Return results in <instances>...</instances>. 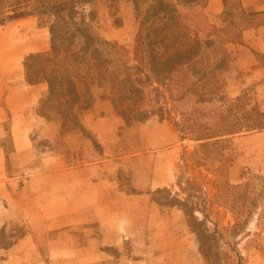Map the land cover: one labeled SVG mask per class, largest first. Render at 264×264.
<instances>
[{
	"label": "rangeland",
	"instance_id": "obj_1",
	"mask_svg": "<svg viewBox=\"0 0 264 264\" xmlns=\"http://www.w3.org/2000/svg\"><path fill=\"white\" fill-rule=\"evenodd\" d=\"M56 1L61 0H0V17L7 15L0 21L1 73L15 72L21 68L26 77L28 64L29 78L41 81L43 74L36 67L37 60L31 56L50 50V28L55 16L39 13L38 9H44ZM71 1L78 15L69 16L70 19L77 23L84 22L93 34L116 43L127 56H132L142 16L154 0ZM171 1L183 22L185 34L190 39L203 41L201 52L216 57L225 54L229 62L230 52H233L230 43L238 40L244 29L264 23L263 13L247 15L239 0H224L223 12L215 22L214 17L206 13L208 0ZM14 8L26 9L28 14L11 18ZM36 41L42 48L39 51H33ZM258 60L264 65V56ZM231 69L229 64L227 71L222 73L223 81L217 84V90L211 96L207 93L213 86L200 81V75L194 76L187 65L177 68L166 85L145 89L142 106L154 113L149 119L155 118L165 123V127H169L178 139L187 141L178 157L175 183L171 188L153 194L162 214L170 208L182 211L180 217L171 216L166 221L171 236L168 233L163 243L152 234H137L127 240L124 235H114L109 231L100 234L98 227L92 226L90 233L93 234L89 236L94 240L87 248H83L88 246L87 238L80 233L83 227L78 221H95L99 218L98 214L94 210L86 217L79 215V219L76 216L73 220L66 219L58 215L62 209L52 200L51 191L55 183L63 185L64 189L77 184V180H81L79 173H74L78 177L73 180L75 183L70 179L74 174H68L66 169L53 178L55 181H52L50 172L37 173L48 170V158L53 154L63 156L64 168L79 164L82 150H70L78 143L74 136L85 138L91 148L102 147L94 134L83 126L85 115L105 113L104 107H95L101 101L109 103V112L123 123V131L118 133L121 139L118 147L122 148V152H132L144 145L149 147L150 143L156 144L158 141L146 135V142L142 143L138 136L147 120L121 116L116 106L102 97L108 95L107 88L96 89V98L91 107L74 125L65 126L56 122L42 102L48 87L47 83L41 81V89L44 90L36 112L42 122L34 125L31 134L34 152L25 158V168L20 169V160L12 155V141L8 136L11 115L3 114L0 121V132L6 135L4 146L10 158L6 173L21 177L9 185L12 199L8 204L10 220L6 223L5 231H0V247L11 246L21 237L31 234L36 236L34 243L37 245L35 251L28 249L26 257L22 252L12 250L6 264H36V258L43 263L46 260L56 264V258L60 256L62 264H99L102 258H108V264H161L162 261L165 264H264V89H259L260 84H263L261 88L264 86V78L261 83H250L241 91L234 87L229 94L226 85ZM229 77L232 80L235 78L237 83L234 73ZM236 92L239 93L236 95ZM202 143L207 145L202 146ZM36 174L38 177L32 178ZM120 180L130 191V174L122 171ZM35 194L42 197L37 205L44 220L42 224L35 225L34 233L21 208L34 204ZM78 205L75 203L76 207ZM74 210L80 212V209ZM122 215L129 216L130 212L123 211ZM142 217L141 214L136 215L133 221L139 223ZM71 220L74 221L72 230L68 229L67 235L64 229L70 225L66 226V221L70 223ZM108 220L112 222L111 218ZM118 220L114 219L113 222L119 223ZM104 239H107V244H102ZM70 240L74 241L73 249ZM134 242L144 244V247L138 249V244ZM113 244L123 245L119 250ZM162 245H166L165 251L159 248ZM66 246H69V251H66Z\"/></svg>",
	"mask_w": 264,
	"mask_h": 264
},
{
	"label": "crops",
	"instance_id": "obj_2",
	"mask_svg": "<svg viewBox=\"0 0 264 264\" xmlns=\"http://www.w3.org/2000/svg\"><path fill=\"white\" fill-rule=\"evenodd\" d=\"M239 1L242 9L249 16L253 13L264 14V0ZM223 9L224 0H208L206 13L209 17H214V22L218 20L217 17H220ZM33 46V51L42 49L37 41ZM230 46V50H233V52H230L231 60L229 62L232 69L228 72L227 92L230 94V90L234 87H238L241 91L250 83H261L264 78V65L258 58L264 56V23L256 26L251 25L244 29L239 39L231 42ZM233 73L237 76V83H235V78L232 80L229 77ZM261 85L263 84H260V87L258 86L259 89H264V86L261 88ZM41 86V82L29 84L21 68L15 72H0V121L3 120L1 117L3 114L11 115L12 124L8 136L12 141V155L16 160H20V169L25 168V158L34 152L31 137L34 125L42 122L41 117L36 112L43 96L44 89H41ZM235 94H232V96H236ZM95 107H104L103 111L105 113L97 116L85 115L83 126L94 134L102 147L99 149L91 148L90 143L86 142L85 138L80 139L79 136H74L78 143L70 150L73 152L82 150L80 163L74 166L67 165L64 168L63 156L53 154L48 158L49 163L47 161L48 170L37 174L50 172L52 181H55L53 178L62 170L66 169L70 175L79 173L81 180H77V184H72L70 187L68 185V188L64 189L63 185L55 183L52 185L51 191L52 200L56 202L58 207L60 204L62 209L61 212H58L59 210L56 212L66 219L73 220L75 216L79 219V215L86 217L94 210L98 214L99 218L95 221H78L83 227L80 233H84L82 236L87 238L88 246L83 248L89 247L91 241L94 240L89 236L93 234L90 233L92 226H97V231L100 234L109 231L114 235H124L127 240L134 238L137 234H152L154 237H158L160 243H163L164 239L169 236L168 233L170 234V230L165 225L166 221L171 216L180 217L182 211L179 208H170L162 214L161 206L154 200L153 194L168 187L171 188L175 183L178 157L187 141L178 139L169 127H165V123L151 118L144 123V128L142 127L143 129L140 130L138 138L140 137L142 143L145 144V136L151 135L156 139L154 141L158 142L156 144L150 143L149 147L144 145L132 152H122V148L118 147L121 142L118 133L123 131L122 121L109 112V103L106 101L96 103ZM146 132L148 133L146 134ZM5 136L3 132H0V231L3 230V232L6 229V223L10 220V208L8 206L12 201L9 192L10 182L21 179L20 176H8L6 173L10 158L8 156L9 152L4 146ZM125 138L128 139L127 136ZM79 143L81 144L79 145ZM91 159H94V161H91ZM122 171L130 174V191L126 190L124 183L120 180ZM37 174L32 178L38 177ZM77 178L75 174L72 175L70 177L71 182H74L73 180ZM65 190L68 192H65ZM73 193L75 195H72ZM34 199H36L34 204L23 206L21 211L24 212V216L32 225V232L35 233V225L42 224L44 217L41 214L40 207H38L42 197L35 194ZM75 203L80 205L76 207ZM63 207H67V209L65 210ZM74 209H80V212L76 213ZM123 211L130 212V215L123 217ZM139 214L143 217L139 223H136L133 219H136V215ZM107 218H111L112 222ZM114 219H119V223L117 221L113 222ZM72 220L70 223L66 221V226H71L64 229L67 235L69 234L68 229L72 230L74 222ZM108 226L110 229H108ZM34 238L36 236L31 234L27 237H21L11 246L0 247V256H2L0 257V264H6V258L9 257L12 250L22 252L24 257L28 255V249L30 252L35 251L37 245L34 243ZM67 241L69 243V239ZM73 242V240H70L72 249L75 247ZM122 243H124V240ZM134 243L138 244V249L144 247V244ZM102 244H107V239H104ZM122 245L113 244V247L120 250ZM159 248L165 251L166 245ZM65 249L69 251V246H66ZM35 254L37 255V253ZM60 257L52 258H56V264H62ZM100 261L99 264H108V258H102ZM34 262H37L36 264H50L46 260L43 263L39 258H36ZM130 264H133V262H130ZM161 264H165L164 261Z\"/></svg>",
	"mask_w": 264,
	"mask_h": 264
},
{
	"label": "trees",
	"instance_id": "obj_3",
	"mask_svg": "<svg viewBox=\"0 0 264 264\" xmlns=\"http://www.w3.org/2000/svg\"><path fill=\"white\" fill-rule=\"evenodd\" d=\"M38 11L55 16L50 28L51 47L31 57L37 60L36 67L43 74L41 81L48 87L42 102L55 121L65 126L81 119L96 98V89L109 90L102 97L110 100L121 116L143 121L154 114L142 106L145 89L166 85L177 68L187 65L194 76L200 75V81L213 86L207 93L211 96L229 65L225 54L216 57L201 52L203 41L185 34L171 0H154L144 12L132 56L116 43L93 34L84 22L70 19L78 15L71 0L56 1ZM27 12L14 8L10 17H23ZM5 18L6 14L0 21ZM27 69L28 64L26 81L40 83L29 78Z\"/></svg>",
	"mask_w": 264,
	"mask_h": 264
}]
</instances>
